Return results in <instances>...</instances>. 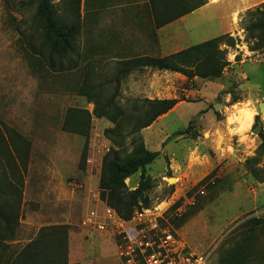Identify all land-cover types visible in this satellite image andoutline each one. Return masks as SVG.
Wrapping results in <instances>:
<instances>
[{
  "label": "rangeland",
  "instance_id": "374dc122",
  "mask_svg": "<svg viewBox=\"0 0 264 264\" xmlns=\"http://www.w3.org/2000/svg\"><path fill=\"white\" fill-rule=\"evenodd\" d=\"M27 1L0 0V124L31 143L21 194L22 219L12 246L23 247L43 227L64 225L68 227L66 264H126L120 257L125 249L123 230L138 222L132 217L126 224H112L119 217L101 200L98 188L102 160L111 147L117 150L104 135L113 125L91 116L87 136L62 130L70 110L93 111V103L77 94L87 64L93 63L89 85L105 86L109 95L114 85L107 81L115 61L124 59L123 50L136 47L140 55L152 51L148 54L164 57L229 34L236 45L226 48L229 65L220 79L188 80L145 70L121 82L116 102L128 111L134 99L179 100L136 135L149 152L158 154L145 169L151 186L145 210L159 216L157 229L149 236L167 233L197 257L211 253L208 264H218L240 239L246 229L241 227L258 218L261 224L251 244L261 260L253 264H264V181L252 172L255 166L262 168L264 159L256 165L248 163L257 156L258 131L264 122L260 111L264 47L254 49L256 41L244 32L246 13L264 0H207L209 8L152 31L155 45L145 43L149 6L97 7L98 0H80L78 67L63 72L49 71L34 54V7ZM52 3L59 15L71 6V0ZM247 114H252L248 128ZM126 133V128L121 130L122 136ZM133 138L123 141L127 153L134 148ZM139 180L140 172L127 179L128 191ZM108 209L115 216L112 220L106 215ZM142 222L148 223V218ZM133 264L142 261L137 257Z\"/></svg>",
  "mask_w": 264,
  "mask_h": 264
},
{
  "label": "trees",
  "instance_id": "16d2710c",
  "mask_svg": "<svg viewBox=\"0 0 264 264\" xmlns=\"http://www.w3.org/2000/svg\"><path fill=\"white\" fill-rule=\"evenodd\" d=\"M79 1L71 0V6L62 15L58 14L52 0L27 1L28 5L34 7L33 32L37 38V43L31 47L49 71L63 72L78 67L80 55L76 43L81 33L77 16ZM206 3L207 0H148L153 34L155 30L191 14ZM70 14H73V19ZM246 14L244 32L247 39L256 41L254 49L264 47V4ZM32 41L33 38L30 43ZM235 45L236 40L225 34L164 57L145 54L119 59L115 61V68L107 81V84L114 85L109 95L105 86L89 85L93 63L87 64L84 82L77 94L93 103V111L88 114L86 111L70 110L62 130L87 136L91 116L106 119L113 125L112 129L104 131V135L117 150L111 147L104 156L98 188L101 200L123 221H129L137 210L149 207L147 194L151 186L150 179L145 176V169L158 157L157 153L149 152L136 135L171 111L179 100L134 99L127 111L116 102L121 82L131 74L145 70L179 74L188 80L215 81L222 77L229 65L226 48ZM255 120L257 122L259 117H255ZM124 128L127 129L125 137L121 135ZM128 136L135 137L132 139L134 148L129 153L125 152L123 143ZM258 139L257 156L248 161L254 165L264 159V122L258 131ZM30 149V141L0 124V264H66L67 226L43 227L23 247L15 249L12 246L22 219L21 194ZM81 163H85V151ZM137 172H140L139 183L134 190L128 191L125 181ZM252 172L264 181V164L261 169L255 166ZM172 190L173 187H170ZM260 224L258 218L248 220L241 227L246 229L242 231L240 239L230 252L219 258L218 264L260 263L261 259L251 244L254 230Z\"/></svg>",
  "mask_w": 264,
  "mask_h": 264
},
{
  "label": "built area",
  "instance_id": "2783aa9c",
  "mask_svg": "<svg viewBox=\"0 0 264 264\" xmlns=\"http://www.w3.org/2000/svg\"><path fill=\"white\" fill-rule=\"evenodd\" d=\"M111 210L106 211V215L110 220ZM145 209L134 212L133 221H137V225H131L123 230V241L125 249L121 251L120 257L126 264H133L138 257L142 264H208L211 253L197 257L196 255L186 251L176 240L169 234L163 233L161 237L154 235L149 236L150 232L157 229V214ZM93 214H91V217ZM91 217L87 220L91 223ZM148 218V223L143 220ZM120 219V218H119ZM112 220V224H126L122 219ZM118 222V223H117ZM147 227L146 229L140 228ZM101 228V227H100ZM154 238H157L155 240Z\"/></svg>",
  "mask_w": 264,
  "mask_h": 264
},
{
  "label": "crops",
  "instance_id": "0c3cea01",
  "mask_svg": "<svg viewBox=\"0 0 264 264\" xmlns=\"http://www.w3.org/2000/svg\"><path fill=\"white\" fill-rule=\"evenodd\" d=\"M210 5V3H207L206 5H204L203 7H201V8H199L197 11H199V10H205V9H207V8H209L208 6ZM97 7H148V0H139V2H138V0H137V2H135V3H133V4H126V3H122V2H119L118 0H98V2H97ZM147 33L149 34V36L147 37V40H149V41H147V42H145L146 43V45H149V44H151V45H155V41H153L152 39H154L153 37H152V29H151V25L150 26H148V31H147ZM146 33V34H147ZM152 38V39H151ZM130 40H132V39H130ZM117 41V40H116ZM115 41V42H116ZM118 42H122V43H124L125 41H120L119 39H118ZM127 43H128V41H126ZM130 42V41H129ZM124 51V53H121L120 54V56H122V57H124V59H130V58H133V57H135V56H133V57H131V56H129L130 54H133V55H135L136 54V56H137V54H138V52L137 53H135L136 51H137V49H136V47H134L133 49H132V51H130L129 49H126V50H123ZM145 52V54H148V53H150V52H152V51H144ZM145 54H141V55H145ZM138 55H140V54H138ZM148 55H150V54H148ZM132 75V74H131ZM130 75V76H131ZM130 76H128V77H130Z\"/></svg>",
  "mask_w": 264,
  "mask_h": 264
},
{
  "label": "bare ground",
  "instance_id": "6f19581e",
  "mask_svg": "<svg viewBox=\"0 0 264 264\" xmlns=\"http://www.w3.org/2000/svg\"><path fill=\"white\" fill-rule=\"evenodd\" d=\"M234 23L236 22V18L233 19ZM251 120H252V114H247L246 116V121H245V126L246 128L250 127L251 124ZM241 133V132H240ZM172 183L175 182V179H171L170 180Z\"/></svg>",
  "mask_w": 264,
  "mask_h": 264
},
{
  "label": "water",
  "instance_id": "95a60500",
  "mask_svg": "<svg viewBox=\"0 0 264 264\" xmlns=\"http://www.w3.org/2000/svg\"><path fill=\"white\" fill-rule=\"evenodd\" d=\"M260 111H261V114H264V103L260 104Z\"/></svg>",
  "mask_w": 264,
  "mask_h": 264
}]
</instances>
